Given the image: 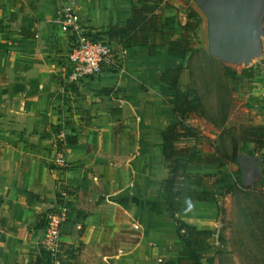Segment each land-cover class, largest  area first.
<instances>
[{"label": "crops", "instance_id": "1", "mask_svg": "<svg viewBox=\"0 0 264 264\" xmlns=\"http://www.w3.org/2000/svg\"><path fill=\"white\" fill-rule=\"evenodd\" d=\"M145 1L0 0V264H48L40 240L61 182L74 198V219L64 230V264H177L185 251L174 248L178 225L162 191L169 174L160 147L162 131L177 117L163 96L168 89L158 82L170 62H180L169 56L167 46L154 56L147 47H132L119 72L63 89L69 37L53 21L64 5L73 8L85 29L106 34L124 26L132 7ZM166 19L174 38H181L188 18L180 26L173 16ZM258 95L259 102L247 100L253 113L247 123L264 129V117L254 115L264 112V89ZM194 123L209 121L192 118L186 126L194 128ZM59 128L72 143L65 146L72 163L67 171L52 165ZM195 142L201 141L184 139L179 145L200 152ZM244 145L248 154H264V142ZM200 153L210 154L206 149ZM125 156L133 158L131 163ZM192 207L177 218L213 231L216 204ZM120 236L132 237V243L113 244Z\"/></svg>", "mask_w": 264, "mask_h": 264}, {"label": "rangeland", "instance_id": "2", "mask_svg": "<svg viewBox=\"0 0 264 264\" xmlns=\"http://www.w3.org/2000/svg\"><path fill=\"white\" fill-rule=\"evenodd\" d=\"M167 18L173 16L174 22L180 26L184 16L187 17L190 10L197 12L200 25L189 32L193 41L199 45L197 50L185 61L187 75L184 79V89L192 88L205 107L209 117L219 121L222 118V105L229 98L231 100V112L227 118V127L234 128L239 125L253 126L248 124L253 113L247 110V100L259 102L258 93L264 89V23L260 38V51L247 63L244 61H221L208 53L207 46V22L205 16L196 6L194 0H166L162 3ZM264 15V14H263ZM165 17V18H166ZM264 22V16L262 17ZM235 74V78L230 77ZM261 78V79H258ZM164 97L167 96L165 92ZM256 116L264 117L263 109ZM253 121V120H252ZM242 123V124H239ZM194 129L209 140L195 142L198 151L203 150L214 153L218 148L222 155L231 156L230 138L222 135V130L213 126L210 122L205 125L194 123ZM196 127V128H195ZM55 140V154L59 151L58 142ZM194 143V141H193ZM240 144V166H227L222 169L223 184L213 191L221 193L226 183L235 186L236 189L225 197H218L214 214L217 225L213 229L214 236L211 238V249L204 254V264H264V199L259 194L264 191V154L260 152L248 155L250 148ZM123 147L128 150V141H123ZM161 147V146H160ZM66 147L61 148L66 152ZM66 154V153H65ZM129 164L132 157L125 156ZM68 159V157H67ZM133 159V158H132ZM68 161H70L68 159ZM246 169V177L249 184L243 191L240 187ZM60 170V169H59ZM67 171V170H66ZM193 171L216 175L219 168L216 165L209 166L206 170L194 168ZM232 183V184H231ZM245 188V186H243ZM132 237L120 236L113 244L118 246L119 241L125 244L132 243ZM176 251L186 249L183 241L175 234L173 238ZM69 254V252L67 253Z\"/></svg>", "mask_w": 264, "mask_h": 264}, {"label": "trees", "instance_id": "3", "mask_svg": "<svg viewBox=\"0 0 264 264\" xmlns=\"http://www.w3.org/2000/svg\"><path fill=\"white\" fill-rule=\"evenodd\" d=\"M163 0H146L141 6H133L131 16L124 26H114L105 34L111 42L121 49L128 50L132 47L144 46L148 48L149 56H154L158 48L168 47L171 58H176L180 64H168L163 73L158 76V82L168 89L167 104L177 119L169 123L162 131V155L167 164L168 177L162 183L164 201L168 212L178 227L177 236L184 242L186 249L179 256L177 264H203L205 253L210 251V240L213 231L199 230L177 218L182 211H192V204L217 203L218 197L231 194L236 187L225 186L221 193L213 191L215 187L223 184L222 169L225 165L240 166V144L251 142L261 145L264 142V129L261 127L239 125L234 128L227 127L231 100L226 99L222 105V118L216 121L209 117L205 107L192 88L184 89V79L187 75L185 61L197 50L198 43L193 41L189 32L195 31L200 21L195 10L188 12V21L184 27L181 38H174V29L169 25L161 9ZM235 78L234 73H230ZM192 118H204L213 126L222 130V135L230 138L231 156L222 155L216 148L214 153H193L188 146H180L184 139L196 141L209 140L192 127H187L186 122ZM71 141L66 140L67 144ZM248 155H252L249 153ZM212 164L219 168V172L212 175L193 173L192 167L199 164ZM264 183V181H263ZM203 187V189H199ZM241 189L250 192L240 185ZM264 199V191L259 193ZM49 264V261L47 259Z\"/></svg>", "mask_w": 264, "mask_h": 264}, {"label": "built area", "instance_id": "4", "mask_svg": "<svg viewBox=\"0 0 264 264\" xmlns=\"http://www.w3.org/2000/svg\"><path fill=\"white\" fill-rule=\"evenodd\" d=\"M53 23L69 37L66 62L69 74L63 82V89L122 69L126 50L111 42L105 34L87 30L80 25L71 6L64 5L61 17ZM66 137V131L59 128L56 134L59 151L52 160V165L56 169L69 170L72 167L67 155L61 150L66 146ZM73 200L72 190L68 184L59 183L57 202L44 217L43 236L40 240L41 250L49 264H64L66 251L64 230L74 219Z\"/></svg>", "mask_w": 264, "mask_h": 264}, {"label": "water", "instance_id": "5", "mask_svg": "<svg viewBox=\"0 0 264 264\" xmlns=\"http://www.w3.org/2000/svg\"><path fill=\"white\" fill-rule=\"evenodd\" d=\"M207 22L208 53L221 61L249 62L260 51L264 0H194ZM242 167L243 186L248 187Z\"/></svg>", "mask_w": 264, "mask_h": 264}]
</instances>
